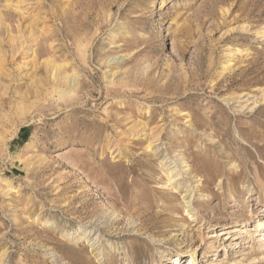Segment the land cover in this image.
<instances>
[{
	"label": "rangeland",
	"instance_id": "374dc122",
	"mask_svg": "<svg viewBox=\"0 0 264 264\" xmlns=\"http://www.w3.org/2000/svg\"><path fill=\"white\" fill-rule=\"evenodd\" d=\"M262 217L264 0H0V264H264Z\"/></svg>",
	"mask_w": 264,
	"mask_h": 264
},
{
	"label": "bare ground",
	"instance_id": "6f19581e",
	"mask_svg": "<svg viewBox=\"0 0 264 264\" xmlns=\"http://www.w3.org/2000/svg\"><path fill=\"white\" fill-rule=\"evenodd\" d=\"M22 2V1H21ZM73 80H74V83H76L75 82V79L73 78ZM73 82V81H72ZM191 168V167H190ZM173 171H175V170H173ZM173 171H172V173H173ZM175 175V174H174ZM179 174L177 173L176 174V176H178ZM175 179H177V177L175 178ZM201 184H203V183H201ZM201 186V185H200ZM188 204H189V206H191V202H187ZM244 222H248V220H246V221H244ZM264 227V217H262V218H259L258 220H257V224H256V227H255V229H254V234L257 232V231H260V230H262V228ZM212 229H214V227H212ZM236 231H238L237 229H235ZM235 230H233V231H235ZM264 231V230H263ZM236 238L234 237L232 240V242H230L229 244H228V246L226 247V248H228V247H233V245H235L234 246V248H236V246L240 243L238 240H235ZM263 244H260L259 245V247L257 248L256 246V242L254 241V237H252L251 238V240H250V242H249V245L248 246H246L245 248H247V249H249V248H255L254 250H253V255H255L257 252H259L260 250H261V248H262V246H264V236H263ZM255 257V256H254ZM198 258H196L195 259V261L197 260ZM176 260H177V262L178 263H182V258L180 257V256H177L176 257ZM255 258H253V263L252 264H255ZM246 261L244 260V261H242V260H238L237 261V264H246L245 263Z\"/></svg>",
	"mask_w": 264,
	"mask_h": 264
}]
</instances>
